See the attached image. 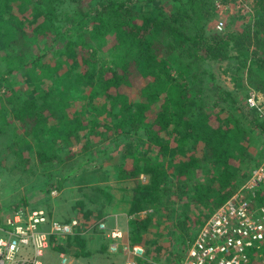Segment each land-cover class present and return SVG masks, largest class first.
<instances>
[{
  "label": "trees",
  "instance_id": "obj_1",
  "mask_svg": "<svg viewBox=\"0 0 264 264\" xmlns=\"http://www.w3.org/2000/svg\"><path fill=\"white\" fill-rule=\"evenodd\" d=\"M209 1L0 0V174L23 186L42 171L48 181L33 194L50 199L67 183L82 185L90 165L109 174L104 209L125 198L128 250H143L131 264H181L212 213L263 162L240 176L264 119L238 104V112L219 108L234 97L209 64L247 59L246 84L264 94V9L253 26L259 49L231 56L238 37L207 28ZM80 196L73 210L88 219L93 204ZM95 231L97 248L81 234L53 248L80 261L122 258L109 252L106 231ZM249 264H264V247Z\"/></svg>",
  "mask_w": 264,
  "mask_h": 264
},
{
  "label": "rangeland",
  "instance_id": "obj_2",
  "mask_svg": "<svg viewBox=\"0 0 264 264\" xmlns=\"http://www.w3.org/2000/svg\"><path fill=\"white\" fill-rule=\"evenodd\" d=\"M238 1L239 0H227L226 4L228 5V9L222 14L214 7L215 3L209 1L210 3H208L206 7V13H207L206 15L209 18L208 21L206 22L208 26L207 28L211 29L213 33L217 36L226 37L232 35L235 38L238 37L236 41H233V43H231V46L234 47L233 50L231 51L230 54L231 56H236L237 51L239 50H241L242 52L248 51L249 55H251L252 53H254L259 49L258 48L257 50H255V46H254L255 27L253 26L255 23V19L258 18L257 15L258 11L264 9V0H242L244 3L240 7L238 5ZM220 21L224 22L223 30L217 29V24ZM249 29H250L251 37H253L252 40L251 39L249 40L244 37V34L248 33L247 31ZM262 51H264V48H262ZM246 60L247 59L243 61L230 60L222 63L209 64L212 67V70L216 76L217 84L220 85L221 89H223L224 91L231 93L232 95L230 96L234 97V101H233V103L235 102L234 105H232L230 100H227L223 103H220L219 108L222 107L227 111H231L234 107V110L238 112L239 108L236 106V104H238V106L244 107L245 111L246 109H255L260 113V116L264 119V94L259 93L253 89H249V86L246 84L245 79H247L248 77V71L246 70L247 66H245L247 65ZM249 61L250 59L248 60V64ZM4 66L5 64L3 63L0 64V67H4ZM251 94L256 95V104H257L256 107H253L248 103L247 99ZM207 95L208 97L206 101L211 103L215 99V97L213 96L215 95V93L212 90H209ZM255 116L256 115L254 114L253 117ZM244 121L246 122L244 124L249 129H252L246 117H244ZM252 133L253 136H250V139L247 144L250 147L249 154L251 158L249 161L248 160L246 161L244 166H242L239 172L240 176H244V174L249 173L250 171L249 168L253 167L255 163L257 164L260 161L261 162L263 161L262 163H264L263 160L264 137L258 129H254ZM12 162L13 159L11 158L9 164H12ZM81 162L83 163L86 162V159L78 158L76 163L78 165ZM92 168L93 167L91 165L88 166L89 171L87 170L88 173L86 174V178L84 182H82V185L73 184L71 182L70 184L67 183V185H65L64 190H62V192H53L52 199H50V196L45 193L41 194L37 192L36 194H33L35 190L43 189L48 181L46 175L42 174V171L37 173L38 178H31V179L26 178L24 180L23 186H21L22 184H15L19 180L18 176L15 175L3 176V174H0V225H3V223L9 218V216L15 213L14 206L21 203V201L27 203L25 207L24 205L21 206H23L22 207V209L24 208L23 210H26L28 212L31 211L32 207L36 205H40V206H45L46 209L54 210V215H56V217L57 216L64 217L62 213L59 212L58 204H60L61 200L67 199L74 194H78L79 193L78 190H79L82 195L84 194L86 195V201L89 203L91 202L93 204V209L95 210L94 213L92 212L93 216L89 217L88 219H83L84 223L81 225V228L85 227L84 228L85 230L88 229L87 231H90L89 234L86 232L87 235L85 236V238L88 239V243L91 248H97L99 246V239L98 237H96V234L93 233L96 227H99V225L102 222L101 218H99L97 214L98 212L104 213V211L105 213H108V208L104 209V205L107 204L110 197L106 195L107 194L106 191H108L106 189L108 186V180L103 179L106 176L103 174V172L95 173V171H93ZM106 175L107 177H109V174ZM107 177L106 179H108ZM250 177L247 181L241 183V186L239 188H242L245 185H247L250 180ZM146 179L147 177H143L144 182H146ZM109 185H111V182ZM27 196H30V198H27ZM38 209H44L47 212L45 208L40 207ZM125 221H126L125 224H128V219L127 220L125 219ZM107 239L110 238L107 237ZM110 247H111L109 251L110 253L116 256L118 253L122 252V258L116 257V259L113 261H109L106 259H105L106 261H104L102 257H97L94 259H85V261H81V263L91 264L92 260L95 261V264H131L132 263L131 261L133 258L131 252L128 250V247L124 245L123 242L122 244H116L115 250H112L113 245Z\"/></svg>",
  "mask_w": 264,
  "mask_h": 264
},
{
  "label": "built area",
  "instance_id": "obj_3",
  "mask_svg": "<svg viewBox=\"0 0 264 264\" xmlns=\"http://www.w3.org/2000/svg\"><path fill=\"white\" fill-rule=\"evenodd\" d=\"M239 0V7L243 5ZM224 13L227 4L216 3ZM224 22L217 24L223 30ZM248 103L256 107V95H249ZM264 163L253 170L247 185L239 188L218 207L196 234L181 264H249L252 254L264 247ZM81 227L78 219L69 223L50 219L44 209L13 213L0 225V264H45V253L60 239L74 236ZM100 229L105 230L104 224ZM116 244L113 245L115 250ZM135 247L131 254L141 255Z\"/></svg>",
  "mask_w": 264,
  "mask_h": 264
},
{
  "label": "crops",
  "instance_id": "obj_4",
  "mask_svg": "<svg viewBox=\"0 0 264 264\" xmlns=\"http://www.w3.org/2000/svg\"><path fill=\"white\" fill-rule=\"evenodd\" d=\"M100 180H101V178H100ZM79 195L80 194H74L67 199L61 200L60 204H58V208H59V212L62 213V215L64 217H58V216L56 217V215H55L53 218L58 220V221H64V219L69 220L72 218L73 219L76 218L81 222V225H82L84 223L83 222L84 216H82V214L80 212H76L75 210H73V207H74L73 205L78 204V202L83 201V199H84ZM124 200H125V198H124ZM124 200H123L122 196H120V195L117 197L115 196V198H113L112 206L108 208V215L106 216L105 220L102 221L101 223H103L106 226L105 230L107 233L105 234V237L106 238L109 237L112 240L111 244L112 243H113V245L114 244H122V242H123L124 245L126 247H128L129 227H128V224H125V222H126L125 219L126 220L128 219V221H129V218H128L129 206H128V203ZM87 209H89L88 206H87ZM100 225H99V229H100ZM84 228L85 227H83V228L80 227L77 230V234L79 233L83 236H86L87 233L88 234L90 233V231H87L88 229L85 230ZM102 231H104V230H102ZM77 234H75V235H77ZM65 241H66V239H60L51 245V248L48 251H46V253H45V258H44L45 264H83V263H81V261L79 259H73L64 253H59V252L54 250V248H53L54 245L63 243ZM138 247H140V246H138ZM91 264H95V261L92 260Z\"/></svg>",
  "mask_w": 264,
  "mask_h": 264
},
{
  "label": "clouds",
  "instance_id": "obj_5",
  "mask_svg": "<svg viewBox=\"0 0 264 264\" xmlns=\"http://www.w3.org/2000/svg\"><path fill=\"white\" fill-rule=\"evenodd\" d=\"M217 2H219V1H216V2H215V5H214L215 8H216V3H217ZM223 4H224V3H223ZM101 224H103V223H101Z\"/></svg>",
  "mask_w": 264,
  "mask_h": 264
}]
</instances>
